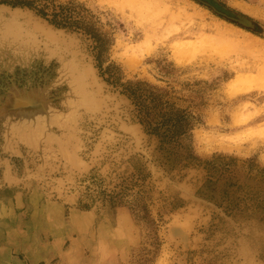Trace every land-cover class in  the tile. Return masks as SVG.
<instances>
[{"label":"rangeland","instance_id":"obj_1","mask_svg":"<svg viewBox=\"0 0 264 264\" xmlns=\"http://www.w3.org/2000/svg\"><path fill=\"white\" fill-rule=\"evenodd\" d=\"M128 1L0 0L62 39L17 85L73 61L115 131L92 124L69 162L13 154L0 128V264H264V75L230 90L264 72V0Z\"/></svg>","mask_w":264,"mask_h":264},{"label":"bare ground","instance_id":"obj_2","mask_svg":"<svg viewBox=\"0 0 264 264\" xmlns=\"http://www.w3.org/2000/svg\"><path fill=\"white\" fill-rule=\"evenodd\" d=\"M135 1L138 0H129L128 4L133 5ZM24 18L17 12L0 11V76L3 72L10 79L9 91L0 96V128L6 129L8 126V132H11L8 133L11 144L6 149L20 155L23 147L31 158L39 159L47 153L55 158L59 144V148L67 147L63 153L69 157L68 161L75 162L74 153L87 149L84 143L92 134V124L115 131L109 127L111 122L105 125L108 115L102 111L103 101L97 91L89 89L86 82L89 71L82 66L79 68V64L73 61L59 69V75L52 80L44 78L41 84L27 80L25 85H17L15 74L18 70L30 73L37 63L48 66L55 58L62 60V39ZM40 36L45 41H41ZM224 46L230 48L228 44ZM194 51L191 44L182 45L178 48L177 59L188 62ZM262 75L264 72L258 78L237 77L230 85L231 93L250 89L253 84L263 80ZM62 86L67 88L66 92L61 93L59 89ZM57 95H60L58 99ZM113 115L116 119V114ZM58 132L69 134V139L58 143ZM71 135L74 136L73 142ZM71 142L74 147L68 148Z\"/></svg>","mask_w":264,"mask_h":264},{"label":"trees","instance_id":"obj_3","mask_svg":"<svg viewBox=\"0 0 264 264\" xmlns=\"http://www.w3.org/2000/svg\"><path fill=\"white\" fill-rule=\"evenodd\" d=\"M201 1H203V0H201ZM2 4H8V2H2ZM13 5V7H17L18 5H24V6H30V5H28V4H24L23 2H21V3H16V4H12ZM224 14H226L227 15V13H224ZM53 25H55L56 27H61V28H70V26H66V25H62L61 23H56L55 21H52L51 22ZM97 44L99 43L100 45H97V48H99V49H103V47L105 46V41L104 40H100V39H97ZM99 46V47H98ZM164 123V125H166L168 122H163ZM179 128H181V126H178ZM153 131L154 132H156L157 131V129L156 128H154L153 129ZM188 132V131H187ZM186 131H180V129L178 130V131H176V133H174L173 135H177V136H179V137H182L185 133H187ZM169 135H162L161 136V138H162V140H164L165 141V139L168 137ZM188 153H190V151L188 152Z\"/></svg>","mask_w":264,"mask_h":264}]
</instances>
